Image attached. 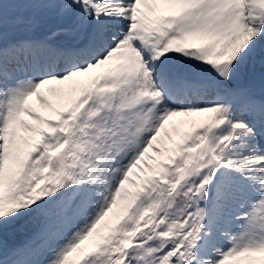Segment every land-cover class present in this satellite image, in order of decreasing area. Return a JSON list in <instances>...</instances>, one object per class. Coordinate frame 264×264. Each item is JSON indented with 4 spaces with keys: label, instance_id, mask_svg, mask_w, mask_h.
I'll use <instances>...</instances> for the list:
<instances>
[{
    "label": "snow or ice",
    "instance_id": "obj_1",
    "mask_svg": "<svg viewBox=\"0 0 264 264\" xmlns=\"http://www.w3.org/2000/svg\"><path fill=\"white\" fill-rule=\"evenodd\" d=\"M0 264H264V0H0Z\"/></svg>",
    "mask_w": 264,
    "mask_h": 264
}]
</instances>
